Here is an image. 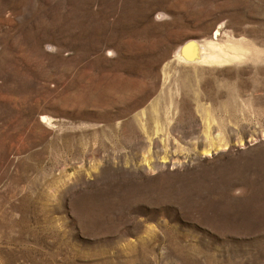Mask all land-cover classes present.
<instances>
[{
	"label": "rangeland",
	"instance_id": "obj_1",
	"mask_svg": "<svg viewBox=\"0 0 264 264\" xmlns=\"http://www.w3.org/2000/svg\"><path fill=\"white\" fill-rule=\"evenodd\" d=\"M0 264H264V0H0Z\"/></svg>",
	"mask_w": 264,
	"mask_h": 264
},
{
	"label": "bare ground",
	"instance_id": "obj_2",
	"mask_svg": "<svg viewBox=\"0 0 264 264\" xmlns=\"http://www.w3.org/2000/svg\"><path fill=\"white\" fill-rule=\"evenodd\" d=\"M209 50H210V53L208 52ZM212 50H214V49L212 48V45L208 41L205 43H202V44H195V42H194V43L188 44L180 52V55L184 56L185 59H187V60L199 59L202 61L220 59L223 57V55H225L221 51L216 50L213 52Z\"/></svg>",
	"mask_w": 264,
	"mask_h": 264
}]
</instances>
